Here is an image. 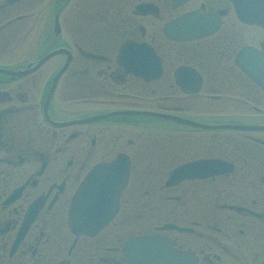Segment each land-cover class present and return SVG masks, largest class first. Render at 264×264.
<instances>
[{
  "label": "flooded vegetation",
  "instance_id": "flooded-vegetation-1",
  "mask_svg": "<svg viewBox=\"0 0 264 264\" xmlns=\"http://www.w3.org/2000/svg\"><path fill=\"white\" fill-rule=\"evenodd\" d=\"M172 1L0 0V67L24 71L55 49L67 51L27 74H0V264H131L124 247L141 235L166 242V264H264V131L191 134L145 116H106L151 111L264 125V89L235 64L244 46L264 54V30L230 22L183 44L203 80L200 92L185 95L173 76L189 59L173 51L164 25L194 0ZM223 8L232 18L226 0L187 11ZM132 43L159 53L160 80L147 83L137 75L147 61L123 57ZM205 103L226 106L200 111ZM121 155L131 168L117 215L98 235L75 237L67 219L79 187ZM210 161L202 176L168 185L177 169ZM166 225L183 231L160 230Z\"/></svg>",
  "mask_w": 264,
  "mask_h": 264
},
{
  "label": "water",
  "instance_id": "water-1",
  "mask_svg": "<svg viewBox=\"0 0 264 264\" xmlns=\"http://www.w3.org/2000/svg\"><path fill=\"white\" fill-rule=\"evenodd\" d=\"M233 2L239 18L243 22L264 27V0H233ZM218 24V17L213 15L199 16L197 14H187L169 24L166 33L172 40H192L208 31H213L217 28ZM147 58L152 64L147 69V74H152L154 73V65L157 66L158 58L148 47ZM147 115L170 118L160 114L147 113ZM189 124L206 129L232 128L247 130L246 128L236 126L216 127L191 122ZM128 176L129 165L122 160L97 167L83 183L73 202L69 218L71 231L79 236L94 235L102 229L118 210L117 201L121 191L127 184ZM134 243L145 246L151 245L153 252L155 251V245H158L154 237L135 239ZM151 256L159 257V254L154 255L151 253Z\"/></svg>",
  "mask_w": 264,
  "mask_h": 264
},
{
  "label": "rangeland",
  "instance_id": "rangeland-1",
  "mask_svg": "<svg viewBox=\"0 0 264 264\" xmlns=\"http://www.w3.org/2000/svg\"><path fill=\"white\" fill-rule=\"evenodd\" d=\"M195 2H198V3H201V0H195ZM195 2L193 1V2H190L189 3V5L188 6H186V8H184V10H186L187 8H190V6H193L194 4H195ZM195 106H196V103L194 104ZM207 106H212L213 108H214V106L216 107V109L218 110V107L220 106L221 108H224L223 106H226V105H220V103H216V105H214V104H212V103H209V104H207V103H205V105L203 106V108H199V110L200 111H203V110H205L206 111V109H207ZM192 114H194L195 113V111H193V112H191ZM187 118H194V116H191V115H187V114H184ZM195 115V114H194ZM194 120V119H193ZM198 122H200V119H196ZM226 120H231V121H235V122H243L240 118H231V117H229V116H225L224 118H219V119H216V121L217 122H225ZM147 121H157V122H159V123H162L164 126H168V125H165V124H169V126H171V127H174V126H180V125H178V124H174V123H168V122H166V121H161V120H157V119H152V118H148L147 117ZM207 122V121H206ZM210 122H215V121H210ZM185 128H187V127H185ZM201 139H203V138H201ZM135 232H137V231H140V230H146V228H135V229H133ZM249 264H251L250 262H249Z\"/></svg>",
  "mask_w": 264,
  "mask_h": 264
}]
</instances>
